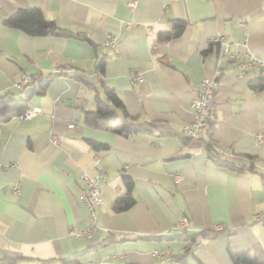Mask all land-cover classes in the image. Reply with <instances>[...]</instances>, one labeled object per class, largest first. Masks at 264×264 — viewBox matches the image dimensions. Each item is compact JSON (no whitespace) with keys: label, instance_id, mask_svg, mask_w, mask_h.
I'll list each match as a JSON object with an SVG mask.
<instances>
[{"label":"crops","instance_id":"crops-1","mask_svg":"<svg viewBox=\"0 0 264 264\" xmlns=\"http://www.w3.org/2000/svg\"><path fill=\"white\" fill-rule=\"evenodd\" d=\"M23 7L41 8L73 33L34 35L7 24ZM217 35L233 52L246 41L258 59L244 76L237 58L218 55ZM133 70L142 78L133 80ZM24 71L34 84L21 82ZM53 72L27 100L36 115L0 123V264H233L231 252L264 251V84L252 86L264 79V0H0V96L41 90ZM203 77L219 82L215 116L192 138L183 125ZM106 86L134 117L121 118ZM97 96L108 112L89 122ZM127 123L142 128L120 130ZM209 147L243 169L218 164ZM100 170L101 228L77 238L69 230L90 221L79 175ZM125 175L133 202L121 207ZM182 218L187 229L175 227ZM161 248L171 252L152 253Z\"/></svg>","mask_w":264,"mask_h":264},{"label":"built area","instance_id":"built-area-1","mask_svg":"<svg viewBox=\"0 0 264 264\" xmlns=\"http://www.w3.org/2000/svg\"><path fill=\"white\" fill-rule=\"evenodd\" d=\"M134 3L135 2H131L130 3L131 6H133ZM107 41L109 44L114 45L115 36H113L112 34L108 35ZM212 41L218 42L220 44V49L218 52L219 56L229 55L234 58H237L238 76H244L247 70V65L250 63H254L258 60L253 56V54H251L249 50H247L246 41L242 43L243 50L241 52H233L231 50V43L228 40H226L223 35L215 36L214 38H212ZM132 78L133 80L141 79L142 78L141 72L133 70ZM29 80H30L29 74H27V72L24 71L22 74L21 82L27 83ZM218 89H219V82L217 79L210 77H203L201 79L200 86L189 104L193 119L191 122L183 125V131L189 137L193 138V137L201 136V132L210 126L215 116L211 108L212 98ZM39 110H40L39 108H28L25 110V112L21 114V116L24 118H29L31 116L36 115ZM69 126H74V122L71 121L69 123ZM51 138L53 141H58V136L55 134H53ZM258 140L259 141L264 140V133L258 135ZM204 141L208 146L215 147L214 141L212 139L205 138ZM220 155L221 154H219V157ZM103 178H104L103 170H100L96 175H90L87 172H82L79 175V181L84 185L82 197L87 207L90 221L88 225L85 227L82 228L72 227L69 230V233L71 235L76 236L77 238L85 237L87 239H92L94 236H96V234H98L101 228L98 222L97 209L103 205V201H104L102 197V188H101V180ZM175 178L177 181H182L183 174L181 172H178L175 174ZM12 188L15 193L20 192L19 185L15 184L12 186ZM258 218H261V216L258 215ZM2 224L3 221L0 217V230ZM175 227L187 229L188 219L182 218L181 220L178 221ZM214 229L221 230L223 229V226L220 223H216L214 225ZM170 252H171L170 248H161V249L153 250L152 253L154 255L165 256L168 255Z\"/></svg>","mask_w":264,"mask_h":264},{"label":"trees","instance_id":"trees-1","mask_svg":"<svg viewBox=\"0 0 264 264\" xmlns=\"http://www.w3.org/2000/svg\"><path fill=\"white\" fill-rule=\"evenodd\" d=\"M6 23L15 26L17 28L23 29L24 31L28 32L29 34H34V35H48V34H68L71 35L73 31L59 26L55 21L48 19L43 10L39 7H23L19 8L18 10L14 11L12 14H10L6 18ZM183 22L178 21L176 24V27L182 28ZM170 36V33L168 34ZM99 69L101 72L104 71V61L102 60L99 64ZM56 73H52V75H49L45 77L42 81L39 82L38 86H40L41 90H36L35 87L31 88L28 90L25 95H23L20 98H15V97H6V96H0V123L3 121H6L10 119L13 115H20L28 107L27 100L34 94V93H39L43 92L45 87L49 84V82L53 79L54 76H56ZM28 84H34V82H30V80L26 83ZM264 84V79L258 78L253 81L252 86L254 87H259L263 86ZM105 96L108 102H111L117 107L122 108V116L121 118L126 120L127 117H134L126 108L124 102L122 99L118 96L117 92L109 87H105ZM97 105H98V111L97 112H87L86 114V119L89 122L98 120V112L105 111L106 110V102L100 97L97 96ZM104 109V110H103ZM111 113V112H110ZM112 113L115 115L117 114L115 110H112ZM119 115V114H117ZM142 126L139 124H134V123H127L126 126H123L122 129L120 130H125L126 132L132 131V130H139L141 129ZM210 148V147H209ZM209 155L215 159V161L229 169L232 170H242L243 166L223 160L219 158L218 154H214L211 150L209 149ZM124 179L127 183L128 186V193L127 195L120 196L118 198V202L121 205V207H127L133 202V197L130 195V192L132 191L133 188V179L130 176L125 175ZM231 259L233 264H264V251L262 248H256L254 250H243L240 252H231Z\"/></svg>","mask_w":264,"mask_h":264}]
</instances>
